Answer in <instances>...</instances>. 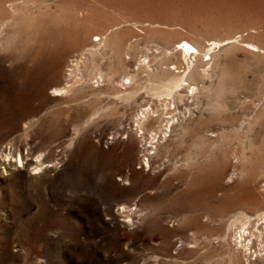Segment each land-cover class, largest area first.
<instances>
[{
	"label": "rangeland",
	"instance_id": "rangeland-1",
	"mask_svg": "<svg viewBox=\"0 0 264 264\" xmlns=\"http://www.w3.org/2000/svg\"><path fill=\"white\" fill-rule=\"evenodd\" d=\"M0 162V264H264V0H0Z\"/></svg>",
	"mask_w": 264,
	"mask_h": 264
},
{
	"label": "bare ground",
	"instance_id": "bare-ground-1",
	"mask_svg": "<svg viewBox=\"0 0 264 264\" xmlns=\"http://www.w3.org/2000/svg\"><path fill=\"white\" fill-rule=\"evenodd\" d=\"M85 1V0H84ZM78 10H80V9H78ZM84 13V12H83ZM218 42H216V41H212L211 42V45H216ZM180 51H181V53H183L184 55H186V54H188V55H193V54H198L199 53V49L195 46V45H193L192 43H190V42H188V41H186V40H183L182 41V43L177 47ZM187 56V55H186ZM191 62V61H190ZM189 62V63H190ZM187 63V62H186ZM185 63V64H186ZM188 66H190V65H188L187 64V66L186 67H188ZM81 67V66H80ZM204 70V69H203ZM184 72V71H183ZM182 72V73H183ZM101 74V73H100ZM185 74V73H184ZM71 76V75H70ZM101 77V76H100ZM209 77V76H208ZM81 78V77H80ZM127 79L126 80H128V81H126V82H124V81H120L119 82V85L120 86H123V89H125L126 91L124 92V93H122V94H120L119 95V98H122V99H124V100H126V99H128V98H130L133 94H134V87H132L131 88V85H132V83H131V76H127L126 77ZM76 80V79H75ZM78 81V80H77ZM96 82H97V85H95V86H99V82H98V80H96ZM106 83V82H105ZM163 83V82H162ZM134 84V83H133ZM184 84H186V83H184V77H183V75L182 76H180V77H177V78H174L173 77V79H169L167 82H165L164 84H163V86H164V88L159 92L160 94H162V95H164V96H169L173 91H177V90H183V91H186L187 93H189V94H193L194 92H195V89H196V87L193 85V86H190V85H188L187 87L189 88V90H184ZM69 85V84H68ZM81 85V84H80ZM67 86V85H66ZM132 86H134V85H132ZM115 87V86H114ZM69 87H62V88H60V89H56L54 92H55V95H59V94H61L62 92H64V91H66V90H69L68 89ZM104 88V87H103ZM127 88L129 89V90H127ZM187 88V89H188ZM82 89V88H81ZM136 89V88H135ZM72 90V89H71ZM114 90V89H113ZM120 90V89H119ZM92 91V90H91ZM196 91H197V89H196ZM96 92V91H95ZM101 94V93H100ZM103 94V93H102ZM107 94V93H106ZM182 94V93H181ZM85 96V95H84ZM95 96V95H94ZM192 96V95H191ZM112 98V97H111ZM100 99V98H99ZM94 100V99H93ZM113 100V99H112ZM99 101V100H98ZM169 103V102H168ZM167 103V104H168ZM96 105V104H95ZM169 105V104H168ZM187 105V104H186ZM168 108H169V106H168ZM96 109H98V108H96ZM151 111H152V113L154 112L153 110H152V108H151V106H148V107H143V109H141V112L140 113H142L143 115V117H149V115H150V113H151ZM99 112V111H98ZM142 116H137L136 118H135V122H136V124L138 125L139 124V121L141 120V117ZM143 119V118H142ZM152 119V118H151ZM142 122V121H141ZM152 123V122H151ZM141 128V127H140ZM148 133V132H147ZM131 134V133H130ZM142 151H145V150H142ZM10 152H8V154H9ZM19 155V154H18ZM3 156V155H2ZM1 163V162H0ZM1 164H4V166H3V173L5 172V171H7L8 169H10V167H13V168H16V169H19V168H25V167H28L30 164H34L32 167H31V169L32 170H37V169H41L42 168V166L40 165V162H37V161H35V163L34 162H28L27 161V159L25 158V156H22V155H19V157H18V159L16 160L15 159V161H11V160H9L8 158L7 159H5V160H3L2 161V163Z\"/></svg>",
	"mask_w": 264,
	"mask_h": 264
}]
</instances>
